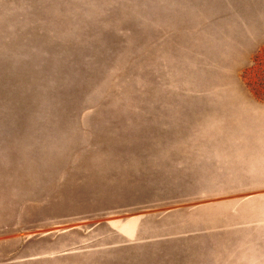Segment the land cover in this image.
Wrapping results in <instances>:
<instances>
[{
  "label": "rangeland",
  "instance_id": "rangeland-1",
  "mask_svg": "<svg viewBox=\"0 0 264 264\" xmlns=\"http://www.w3.org/2000/svg\"><path fill=\"white\" fill-rule=\"evenodd\" d=\"M0 264H264V0H0Z\"/></svg>",
  "mask_w": 264,
  "mask_h": 264
}]
</instances>
